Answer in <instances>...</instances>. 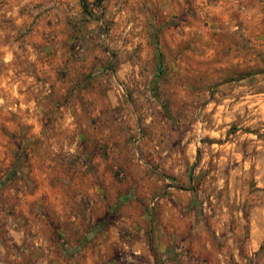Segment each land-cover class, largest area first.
<instances>
[{"label":"rangeland","instance_id":"1","mask_svg":"<svg viewBox=\"0 0 264 264\" xmlns=\"http://www.w3.org/2000/svg\"><path fill=\"white\" fill-rule=\"evenodd\" d=\"M0 264H264V0H0Z\"/></svg>","mask_w":264,"mask_h":264},{"label":"trees","instance_id":"2","mask_svg":"<svg viewBox=\"0 0 264 264\" xmlns=\"http://www.w3.org/2000/svg\"><path fill=\"white\" fill-rule=\"evenodd\" d=\"M83 9H85V0H78ZM101 1V0H98Z\"/></svg>","mask_w":264,"mask_h":264}]
</instances>
